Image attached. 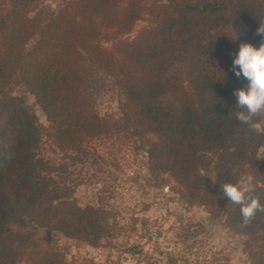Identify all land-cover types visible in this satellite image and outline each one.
<instances>
[{
    "label": "trees",
    "instance_id": "obj_1",
    "mask_svg": "<svg viewBox=\"0 0 264 264\" xmlns=\"http://www.w3.org/2000/svg\"><path fill=\"white\" fill-rule=\"evenodd\" d=\"M45 1L0 0V264H74L36 243L38 228L99 246L110 233L106 210L80 206L66 167L40 148L47 136L72 157L121 127L146 147L158 183L168 175L189 205L225 210L251 264H264V211L245 222L220 187L249 172L264 204V131L235 119L233 91L246 81L232 71L240 43L264 40V0H68L56 13ZM20 84L44 112L47 134L13 95ZM109 84L121 95L117 121L96 109Z\"/></svg>",
    "mask_w": 264,
    "mask_h": 264
},
{
    "label": "rangeland",
    "instance_id": "obj_2",
    "mask_svg": "<svg viewBox=\"0 0 264 264\" xmlns=\"http://www.w3.org/2000/svg\"><path fill=\"white\" fill-rule=\"evenodd\" d=\"M68 0H46L43 8L56 13ZM148 23L138 22L133 36ZM34 37L27 45L30 48ZM34 113L44 134L51 128L35 97L24 84L12 91ZM121 95L109 84L97 99L101 117L119 120ZM264 131V116L259 123ZM40 153L51 163L66 167L64 177L75 187L82 207L106 210L110 233L98 247L51 231L50 243L44 228H38L35 242L46 251L61 249L74 264H251L243 251L244 237L226 227V211L212 213L204 206L189 205L180 196L178 185L167 175L158 183L148 170L146 147L123 127L92 141L85 151L63 155L44 137ZM264 158V145L259 150ZM214 177L204 175L212 187ZM17 264H30L21 257Z\"/></svg>",
    "mask_w": 264,
    "mask_h": 264
},
{
    "label": "clouds",
    "instance_id": "obj_3",
    "mask_svg": "<svg viewBox=\"0 0 264 264\" xmlns=\"http://www.w3.org/2000/svg\"><path fill=\"white\" fill-rule=\"evenodd\" d=\"M257 32L264 37V27L259 26ZM232 71L237 78L246 81L245 86L233 91L238 109L234 113L235 119L249 123L254 128L259 127L258 123H253V118L264 113V40L258 47L252 43H240L233 56ZM254 184L255 177L242 171L235 182L220 185L223 196L231 203L240 205L245 222L257 211H264V204H261L259 197L252 195Z\"/></svg>",
    "mask_w": 264,
    "mask_h": 264
},
{
    "label": "water",
    "instance_id": "obj_4",
    "mask_svg": "<svg viewBox=\"0 0 264 264\" xmlns=\"http://www.w3.org/2000/svg\"><path fill=\"white\" fill-rule=\"evenodd\" d=\"M51 229L50 228H44L43 229V232H44V234H45V236H46V241H47V243L49 244L50 243V236H51Z\"/></svg>",
    "mask_w": 264,
    "mask_h": 264
}]
</instances>
